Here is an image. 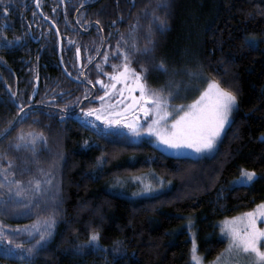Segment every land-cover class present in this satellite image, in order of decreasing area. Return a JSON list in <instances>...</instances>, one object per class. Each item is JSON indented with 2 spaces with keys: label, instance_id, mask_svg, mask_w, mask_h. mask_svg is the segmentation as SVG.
I'll return each instance as SVG.
<instances>
[{
  "label": "trees",
  "instance_id": "1",
  "mask_svg": "<svg viewBox=\"0 0 264 264\" xmlns=\"http://www.w3.org/2000/svg\"><path fill=\"white\" fill-rule=\"evenodd\" d=\"M85 1L89 0H0V37H8L4 31L14 34L3 26L5 22L14 21L19 33L28 25H42L43 13L60 31L66 29L67 38L77 40L85 54L81 44L86 37L79 35L73 21L75 10ZM158 2L134 0L131 6L127 0H100L76 14L83 27L90 13L98 15L106 34L89 81L114 73L112 66H122L124 52L129 53L130 68L141 72L144 80L162 79L164 70L157 67L161 61L172 70L196 60L209 79H220L238 95V106L215 151L200 158L173 156L146 141L131 143L118 131L101 132L74 117L60 118L52 108L26 110L0 139V227L26 248L34 240L27 232L16 231L17 226L35 225L33 236L39 239L38 230L47 218H54L55 225L51 237L31 256L17 250L18 255L5 257L4 240L0 264H190L192 229L197 250L207 261L224 248V241L215 235L216 222L264 200V139L260 137L264 134V43L246 42L249 35L264 36V0H167V8H157ZM153 12L167 20L166 30H157ZM99 37L90 36L87 59L97 53ZM145 46L150 48L147 53ZM15 56L0 51L3 63ZM26 59L33 64L35 55ZM56 60L53 38L46 61ZM2 67L0 63V73ZM10 87L14 91L6 94L0 87V135L16 117V102L29 104L32 84ZM90 92L81 82L44 80L43 99L38 98L45 104L75 107ZM21 130L42 133L44 139L34 149L23 144L17 148ZM132 152L139 156L137 161L124 163ZM241 169L255 170L258 176L250 185L231 186L230 180ZM147 170L168 179L170 187L134 201L104 186L114 174ZM37 180L39 191H35ZM93 231L99 233V240L88 246Z\"/></svg>",
  "mask_w": 264,
  "mask_h": 264
},
{
  "label": "snow or ice",
  "instance_id": "2",
  "mask_svg": "<svg viewBox=\"0 0 264 264\" xmlns=\"http://www.w3.org/2000/svg\"><path fill=\"white\" fill-rule=\"evenodd\" d=\"M156 7L167 8V0H159ZM53 10L55 11V9ZM3 11L7 13L8 7H5ZM152 21L159 31H164L168 27L167 20L157 16L155 12H153ZM96 23L99 24V21L97 20ZM151 29L152 25L150 24L149 35L151 34ZM20 39V37H14L12 40H8L7 38L0 37V46L7 47L15 45ZM121 39H123V37H121ZM253 41L254 38L252 37L246 38V42L250 46ZM69 42L74 43L75 41L70 40ZM151 43L152 41L149 39L148 44ZM117 49L119 50V41L117 42ZM79 51L80 49L77 48L78 54ZM143 51L147 53L150 51V48L145 46ZM123 55L124 63L122 66L113 65L112 67L116 71L114 73H106V75L113 81L127 82L131 74V77L135 80V84L129 91H135V89L138 88L140 95L139 97H132L133 104L128 105L124 112L126 113L134 107L137 112L142 111L146 117L151 114L147 122V127L145 128L140 124V118L135 114H133L129 120L128 116L124 113L111 111V108L117 107L118 104L123 101H118L117 104L114 105H105L104 101L109 96V92L107 91L104 96L97 97V99L101 101L99 108H81L82 119L85 123H94V121L89 118L95 116L97 120H102L106 126L123 124L134 135H139L141 131L155 135L158 141L170 148H189L197 153L213 151L222 134L230 125L232 113L238 106L237 91L231 87L223 86L220 79L210 78L207 81V86L201 91L198 99L194 101L192 105L188 106L187 111L183 110V105L174 106L176 110L181 111V115L171 120L169 125L168 122L171 119V113H169L168 108L173 107L169 104V99L174 93H165L163 86L159 89L149 87L142 73L130 68L129 53L124 52ZM97 67H99V65H97ZM157 67L167 71V67L163 61H161ZM68 74L71 75V73ZM89 83L92 82L89 81ZM108 87V85H105V88ZM111 87L115 88L116 84L113 83ZM85 91L87 92L88 90L85 89ZM12 95L15 96L16 94L13 93ZM121 96H123V90H121ZM53 99H55V97H53ZM29 100H31V97H29ZM72 103H76V101ZM27 107L28 105L26 104L19 105L16 117L8 121V127L2 130L3 135H7L8 131L15 126L16 120L23 116ZM63 107L67 110L69 105L65 104ZM43 139L42 133L32 131L25 133L21 130L17 134L16 140L18 142L15 146L19 148L23 144L24 146L34 149L36 143ZM85 143L87 144L88 142L85 141ZM257 176L258 174L255 170L241 169L237 182L247 185L253 182ZM35 183V191H39L40 181L37 180ZM16 184L21 185V181H16ZM9 191H11V189ZM17 195H19V193H17ZM134 195L136 194L134 193ZM262 218H264V202L257 205L255 210L243 213L240 218H232L231 221L227 222L225 227L221 228V232L228 237L229 243L211 264H242L241 258H243V264H264V228L257 226V220ZM238 223H242L243 227H238ZM54 225L55 219L47 218L44 221L43 228L38 230L37 234L39 235V239H35V236H33V232L37 231L35 225L31 227L25 226L24 228L17 226L16 231L27 232L29 236L32 237V240H34V243H29L26 248L22 243H16L12 236L7 235L4 227H0V243L7 240V244L3 245L4 256L9 257L18 255L19 252L17 250H23V253L28 256L33 255L38 251L39 247L51 237ZM98 240L99 233L93 231L86 243L88 246H91L96 244ZM81 247L84 246L82 245ZM193 252V261L195 264H200L201 258L195 255V241Z\"/></svg>",
  "mask_w": 264,
  "mask_h": 264
},
{
  "label": "flooded vegetation",
  "instance_id": "3",
  "mask_svg": "<svg viewBox=\"0 0 264 264\" xmlns=\"http://www.w3.org/2000/svg\"><path fill=\"white\" fill-rule=\"evenodd\" d=\"M99 1L100 0H89L88 2L85 1L79 8L75 10L73 14V21L76 25L75 27L77 28V31L80 33L79 35H84L86 37L84 44H81L85 48V54H82V52L80 51L78 54L77 48L79 45L77 40L67 38L66 29H62L60 31L57 24L53 20H51L50 17L45 16L43 13L40 14L41 19L43 20L42 25L38 23H35L32 26L28 25L26 28H22L19 33H15L14 21L5 22L3 26H9L14 34H8L4 31V35L6 37L8 36L7 38H11V36L14 35V37H20L21 39L15 45H10L7 47L0 46V51L4 53L12 52L16 54L15 60L14 58H11L12 60H6L5 63L0 60V63H2L3 65L2 73H0V87H3V93L6 94L8 91H14L10 87L11 84L15 88H18L19 85L32 84L31 93L29 95V97H31V100L28 99L29 104H26L28 105V107L25 109V111L28 109L35 110L52 108V110L58 112L60 114V118L63 119L66 117H74L78 119L77 117H75V114L81 112V108H87L96 105L99 101L97 97L102 96L104 85L108 80H112L108 75L105 74L103 78L97 77L94 79V83H89L90 76L92 75V66L101 56L102 51L105 47L106 34L100 24V17L98 15H93L92 13H90L88 15L89 21L87 22L86 27L81 26L77 22L75 17L81 9H85L88 6H94ZM127 1L131 4V6L134 5V0ZM1 19L2 18H0V20ZM97 20L99 21V24L96 23ZM0 23L2 25V21H0ZM111 25L114 26L115 23L113 22ZM97 33L100 36V47L95 56H93L91 59H87V48L90 44H92V39H94L95 37L97 38ZM90 36L92 39H90ZM14 37H12L10 40H12ZM53 38L56 43L57 60L53 62H47L46 51L48 50L49 44L52 42ZM65 38L67 39V41L64 40ZM70 40L75 42L70 43ZM32 55H35L33 64L28 59H26L27 56ZM81 55L83 57V60ZM9 61H13V65L9 64ZM52 64L55 66L54 69H56V72H53L51 66ZM44 68L47 69V72L42 73V69ZM68 73H71V75H69ZM44 80H71L76 83L81 82L89 86L91 88V92L83 97L81 99V102L78 103L75 107H68V109L65 110L62 106L45 104V102L39 99H43V96L40 95V89L42 87V84H44ZM61 92L62 91L59 88L58 94H61ZM38 96L40 97L38 98ZM52 100L55 99L52 98ZM85 102L89 103H87L86 106H83ZM16 104L18 107L19 105H21V103L18 102H16Z\"/></svg>",
  "mask_w": 264,
  "mask_h": 264
},
{
  "label": "rangeland",
  "instance_id": "4",
  "mask_svg": "<svg viewBox=\"0 0 264 264\" xmlns=\"http://www.w3.org/2000/svg\"><path fill=\"white\" fill-rule=\"evenodd\" d=\"M247 37L254 38L252 45H258L260 43H264V36L258 37L255 35H249ZM160 74L162 77V79L160 80H145V81L148 84V86L151 88L159 89L161 88V86H163L165 93H168V92L174 93V95L169 99V104L173 106V107L168 108L169 113H171V119L168 122L170 125L171 120H174L176 119L177 116L181 115V111L176 110L174 106L183 105L184 106L183 110L187 111L188 106L192 105L193 102L198 99L201 91L207 86V81L209 78L205 75V73L199 67L196 60L192 62V64L186 68L172 69V70L167 69V71H163ZM113 83L116 84L115 88L111 87ZM134 84H135V80L134 78L131 77V74L129 75V79L127 80V82H118V81L108 80L105 85H108L109 87L105 88V85H104V91L102 93V96H104L106 91L109 92V96L105 99L104 104L114 105V104H117L118 101H123L122 103L118 104L117 107L111 108V111L124 113L126 116H128L129 120L131 119V116L135 114L136 116L140 118V124L146 128L147 122L150 119L151 114H149V116L146 117L144 116V113L142 111L137 112L134 107L130 109L128 112L126 113L124 112V110L128 107V105L133 104L132 97L133 96L139 97L140 95L138 88L135 89V91H131V92L129 91V89L132 88ZM121 90H123V96H121ZM100 105H101V101L99 100L96 105L90 106V107L99 108ZM232 116H233V113H232ZM75 117H77L84 124L96 129L97 131H101V132L118 131L124 134L127 140L131 143H139L142 141H146L148 143H151L153 146L157 147L161 151L165 152L166 154L173 155V156H189L193 158H200V157H208L212 155V153L215 151L214 149L211 152L197 153L194 150L189 149V148L174 149L158 141L155 135H152V134H149L143 131H141L139 135H134L123 124L106 126L102 120H97L95 116H92L89 118L90 120L94 121V123H85V121L82 119L81 112L76 113ZM260 137L264 139V134H262ZM138 157L139 156L135 152H132L125 157L124 163L134 164L137 161ZM240 172L230 180L229 184L231 186L243 185L237 182V178L240 176ZM250 184H247V185H250ZM170 185H171V182L168 179H165L159 176L153 170H147V171L140 172L137 174H132V175L114 174L110 176L108 179H106L104 183V186L108 191L114 192L119 195L126 196L129 199L134 200V201L142 199V198H146V197H151L155 194L164 192L170 187ZM134 193L136 195H134ZM262 202H264V200L259 202L257 205H260ZM257 205L253 207L252 209L237 212L232 216L224 217L216 222L215 224L216 234L215 235L224 241V248L220 251V253L227 247L229 243L228 237L224 233L221 232V228L225 227L226 223L231 221L232 218H240L243 213L255 210L257 208ZM189 225H191V223H188V227L190 228L191 226ZM237 226L243 227V224L238 223ZM257 226L260 228H264V218L257 220ZM189 234H190L189 238L191 240L189 263L195 264V262L192 259L194 255L193 248H194V241H195L194 230L192 229V231H190ZM195 248H196L195 255L201 258L200 264H211V262H214L218 256L217 255L215 258L206 261L203 258L202 254L198 252L196 241H195ZM241 259H242V264H243V258Z\"/></svg>",
  "mask_w": 264,
  "mask_h": 264
},
{
  "label": "water",
  "instance_id": "5",
  "mask_svg": "<svg viewBox=\"0 0 264 264\" xmlns=\"http://www.w3.org/2000/svg\"><path fill=\"white\" fill-rule=\"evenodd\" d=\"M12 128H13V127H12ZM12 128H11V129H12ZM8 132H9V131H8ZM3 136H5V135L2 134V135L0 136V139H1Z\"/></svg>",
  "mask_w": 264,
  "mask_h": 264
}]
</instances>
